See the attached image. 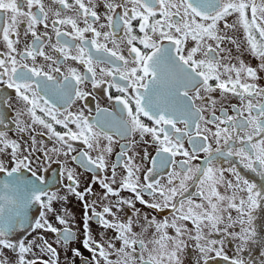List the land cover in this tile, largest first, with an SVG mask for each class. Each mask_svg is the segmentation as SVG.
<instances>
[{"label":"flooded vegetation","instance_id":"1","mask_svg":"<svg viewBox=\"0 0 264 264\" xmlns=\"http://www.w3.org/2000/svg\"><path fill=\"white\" fill-rule=\"evenodd\" d=\"M0 264H264V0H0Z\"/></svg>","mask_w":264,"mask_h":264}]
</instances>
